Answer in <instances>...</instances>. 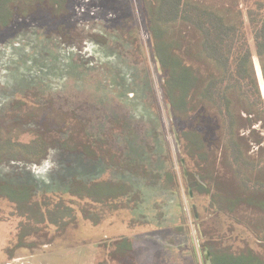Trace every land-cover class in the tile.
Instances as JSON below:
<instances>
[{
    "label": "rangeland",
    "instance_id": "obj_1",
    "mask_svg": "<svg viewBox=\"0 0 264 264\" xmlns=\"http://www.w3.org/2000/svg\"><path fill=\"white\" fill-rule=\"evenodd\" d=\"M151 4L68 0L60 12L42 7L0 28V137L27 144L40 136L48 146L38 163L2 161L0 180L33 187L43 212L74 210L66 228L38 225L17 246L22 226L32 224L0 199V264H206V245L217 241L259 251L251 234L212 212L197 189L196 163L180 135L191 121L174 118L167 106L148 29ZM254 65L264 97L256 58ZM202 126L216 176L231 185L216 125ZM253 128L264 138L260 123ZM67 140L77 150L59 145ZM74 181H113L130 192L121 200L82 201L68 193ZM234 215L245 221L249 212ZM120 241L131 249H116Z\"/></svg>",
    "mask_w": 264,
    "mask_h": 264
},
{
    "label": "trees",
    "instance_id": "obj_2",
    "mask_svg": "<svg viewBox=\"0 0 264 264\" xmlns=\"http://www.w3.org/2000/svg\"><path fill=\"white\" fill-rule=\"evenodd\" d=\"M151 1L146 14L156 61L164 75L162 90L172 116L191 121L192 127H185L180 135L187 156L196 163L197 189L208 196L212 212L231 217L259 247L255 251L244 243L233 251L219 246L220 241L207 243L209 264H264V138L253 128L260 123L264 129V97L254 65L256 58L264 85V0ZM67 3L68 0H0V28L8 27L15 15L27 17L42 7L57 13ZM208 121L218 130V148L224 159L221 165L231 169V185L223 184L216 176V162L209 153L210 136L202 126ZM59 145L77 150V145L68 140ZM47 148L40 136L24 144L3 133L0 163L18 158L38 163L45 158ZM84 152L90 159L99 160L96 152ZM33 190L31 186L0 180V199L8 200L14 212L32 224L28 229L22 226L17 246L28 231L39 232L38 225L64 229L74 220L70 207L61 212H43ZM129 192L130 187L123 183L74 181L68 193L78 200L105 203L121 200ZM240 209L249 212L245 221L234 215ZM64 214L69 216L66 221ZM115 247L127 251L131 244L120 241Z\"/></svg>",
    "mask_w": 264,
    "mask_h": 264
},
{
    "label": "water",
    "instance_id": "obj_3",
    "mask_svg": "<svg viewBox=\"0 0 264 264\" xmlns=\"http://www.w3.org/2000/svg\"><path fill=\"white\" fill-rule=\"evenodd\" d=\"M261 91H262V89H261ZM263 91H264V85H263ZM205 263L209 264V253L208 252L205 255Z\"/></svg>",
    "mask_w": 264,
    "mask_h": 264
}]
</instances>
